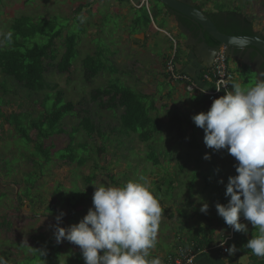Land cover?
Here are the masks:
<instances>
[{"label": "rangeland", "instance_id": "374dc122", "mask_svg": "<svg viewBox=\"0 0 264 264\" xmlns=\"http://www.w3.org/2000/svg\"><path fill=\"white\" fill-rule=\"evenodd\" d=\"M199 2L203 6L212 4L210 6L217 12H245V15L254 18L252 20L254 28L264 36V0H199ZM150 5L149 10H146L152 21L158 26L163 25L179 42L180 35H177L169 27L166 19L161 16V6L153 0H150ZM73 7L77 6H69L67 0L65 3L60 0H55L54 3L51 0H0V48L9 45V42L3 39L9 37V34L11 37L15 22L25 18L37 26L44 27L49 24L55 30L64 29L62 36L66 32L70 35L78 34L79 52L73 64L90 55L91 50L88 48L92 45V48L99 52L98 55L102 54L100 58L103 62L105 61L106 68L95 79L85 78L82 62L70 68L65 74H60L54 65L48 68L45 74L48 84L56 86V90L64 91L66 100L74 103L75 112L78 113L70 114L63 119L61 124L64 134L44 139V146L50 148L52 155L50 160L42 156L34 159L30 157L34 151V142L27 143L25 139L20 138L15 127L9 126L5 119L0 118V259L5 264H78L75 260L85 264L79 246L67 240L56 243L54 231L57 215L62 211L66 213L61 226L68 227L79 223L93 206L94 184L119 186L141 177L150 183L151 189L164 209L156 246L150 250L151 257L164 259L166 256L167 258L177 252L178 249L175 246L181 244L177 241L178 237L182 236V240L186 243L185 239L195 231V228L208 224L205 217L210 218L215 214L217 204L213 200L215 186H220L222 184L220 181H224L226 175H235L236 168L233 162L235 158L226 149L216 151L208 148L204 143V130L197 127L192 119L193 115L210 109L206 97L196 96L193 92L185 90L181 97L187 98L191 106L184 107L185 110L182 112V101L171 99L173 103L167 102L170 96L166 98L163 94L165 89L163 85L150 86L144 83L134 85L137 82L132 81L138 79L139 72L133 68V64L127 63V68L118 64L121 52H124L120 45L122 35L120 30L124 28L125 22L117 12L110 11L108 5H102L101 23L97 36V33L92 35L89 30L82 32L79 20L68 21V13ZM144 11V8L131 9L130 13L141 16ZM90 12L91 9L88 13ZM90 26L95 27V23L90 22ZM46 41V37L38 34L30 38L26 45H41ZM156 41L163 42L161 37ZM164 42L169 50L170 48L174 50L173 42L167 39ZM63 46V38H57L55 47ZM229 67L236 77L231 83L237 82L247 86L243 82L244 74L237 70L236 62L229 59ZM1 72L0 70V109L4 110L6 117L10 114L25 113L19 114V121L21 119L24 124L28 115L35 117L43 111L44 93L51 92L50 90L46 89L45 92L39 93L30 92L15 79ZM248 75L250 76L248 85H251L255 81L254 75L252 72ZM144 77L143 80L147 82V78ZM116 83L130 86L134 91H139L141 88L154 95L152 100L156 102V110L153 115L158 122L160 121L162 129L149 143L141 142L138 136L132 133L130 135L111 133L112 129L120 126L119 118L123 112L122 109L117 107L111 110L91 99L93 89L105 88ZM231 83L229 90L232 89ZM169 90L173 96L172 87ZM103 101L106 102L107 98ZM49 104L52 106V102ZM165 105L168 106L166 109ZM169 110H174L173 113L178 115L182 125L176 123L169 125L166 120ZM86 113L103 135H95L89 139L85 132L80 130L74 135V144L77 147L79 144H87L86 150L76 151L85 159V162L80 165L78 161L61 160L60 156L65 153L63 149L70 142L72 129L77 127L80 117ZM11 121L14 123L16 120ZM29 135L32 141H37L36 130H31ZM193 140L196 141L195 148L190 144ZM150 146L159 155V166H153L146 160ZM160 152L163 153L160 154ZM164 153L170 156V160L165 157L166 154L163 156ZM206 153L209 154V159L204 158ZM196 171L200 175L191 185L190 182ZM210 174L209 186L206 187L204 178ZM87 178L91 180L87 181ZM167 180L173 181L171 196L167 192ZM204 202L209 204L207 213L200 211ZM74 207L75 213L72 214L70 211ZM240 219L244 217L241 216ZM215 223H217L216 220L212 222V225ZM247 226L248 239H251L253 235L258 234V230H255L250 222H247ZM226 233V231L223 232V234ZM40 234L45 235L46 238L53 236L52 241L46 245L36 243L35 240ZM220 234V230L215 232V235ZM46 246L52 248L49 250L52 256L45 258L42 251L46 253ZM243 256L245 257L244 254H240L241 262L245 261ZM160 261L161 264H165L162 260Z\"/></svg>", "mask_w": 264, "mask_h": 264}, {"label": "clouds", "instance_id": "9594fccd", "mask_svg": "<svg viewBox=\"0 0 264 264\" xmlns=\"http://www.w3.org/2000/svg\"><path fill=\"white\" fill-rule=\"evenodd\" d=\"M228 84L221 80L215 87L220 91ZM231 85L226 95L214 99L209 110L192 119L204 130L208 148L226 149L237 162V174L228 178L226 186L230 200L226 205L216 204L218 215L233 231L248 232L241 216L258 229L244 247L264 259V79L247 86ZM204 158L209 159V154ZM94 185L93 206L79 223L61 226L66 213L57 215L56 243L67 240L79 246L85 264H161L158 257H151L150 250L156 246L164 209L147 179L119 186ZM208 209L204 202L200 211L207 213ZM218 240L223 247L226 240ZM226 251L234 255L236 245ZM0 264L5 262L0 259Z\"/></svg>", "mask_w": 264, "mask_h": 264}, {"label": "trees", "instance_id": "16d2710c", "mask_svg": "<svg viewBox=\"0 0 264 264\" xmlns=\"http://www.w3.org/2000/svg\"><path fill=\"white\" fill-rule=\"evenodd\" d=\"M121 3L127 0H117ZM142 9V8H141ZM144 13L136 19V23L140 26H147L151 24V17L149 12L144 8ZM81 11V9H78ZM231 14V27L226 29L221 26L217 21L215 24L217 28L228 35H236V36H251L256 34L253 22L248 20L243 21L235 17L237 12L229 11ZM212 15V14H210ZM51 22V21H47ZM28 19L21 18L15 22L12 27V35L11 37H4V41H8L9 45L7 47L0 48V70L1 73L7 77H12L18 83L22 84V86L30 92L39 93L45 92L46 89L51 92H45L42 106L43 111L39 112V114L35 117L32 115H28L26 117L27 120L24 121V126L19 114H10L8 117L5 116L4 110L0 109V118H3L7 121L9 126L15 127L18 132L20 138L25 139L27 143L34 142V151H32L30 157L33 159L37 156H42L47 160L51 158V152L49 147L44 146V139H47L51 136L64 134V129L62 128V121L65 117L70 114L77 115L75 112L74 103L69 100H66V96L64 91L56 90V86H50L47 82L46 72L50 66H55L57 71L60 74L68 73L70 68L75 66L76 64L82 62L83 69L85 71V78L87 79H95L97 76L102 73L106 68L104 66V62L101 60L102 54L98 55V51L90 52V55L86 56L83 59H80L78 62L73 64V61L76 58L77 52H79V48H77L78 42L80 38H78V34H69L65 33L62 36L64 29L55 30L53 27H50L49 24L47 26H37L35 24H31V28L29 29ZM50 28V29H48ZM38 34L47 38V41L41 45L35 44L34 46H27L26 42L30 38L36 37ZM57 38H63L64 43V51L61 52L63 47L56 48L55 40ZM264 39V36H263ZM231 70V69H230ZM244 84L248 85L250 83V76L248 75L251 72L248 68L244 69ZM68 81V80H67ZM69 82V81H68ZM208 86V82H205ZM210 88H214L213 83H209ZM52 89V90H51ZM226 95L223 92L218 95L220 96ZM202 97H206L203 93ZM107 98V101L104 102L103 99ZM152 96L146 95L139 91H134L130 86H125L121 84H111L105 88L93 89L91 93V99L95 102H98L102 107H107L111 110L119 107L122 109V114L119 118L120 126L116 129H112L111 133H117L118 135L126 134L130 135L135 134L138 136V139L143 143H149L152 141L156 134H159L161 131L160 121L154 118L153 112L156 110V102L152 100ZM53 99V101H52ZM206 101L211 107L212 103H210L206 97ZM50 102H52V106H50ZM12 119L16 121L12 123ZM172 123H176L177 125H182L181 119L178 115L172 119ZM37 131V141H32L30 138V131ZM84 131L87 138L92 139L95 135H103L94 125L91 117L87 115H83L80 117V122L77 127L72 129V133L70 134V142L63 149L65 153L61 155L60 159L65 160L68 159L72 162L78 161V164L82 165L85 162L79 154H77L78 149H87V144H79L78 147L74 144V135L79 131ZM180 132V131H179ZM105 135V134H104ZM72 136V138H71ZM195 140L191 141V146L194 147ZM195 148V147H194ZM198 149V148H196ZM163 152H160L162 154ZM166 153L163 154V156ZM159 155L157 152L150 146V150L147 152L146 160L152 163L153 166H159ZM170 160V156L168 154L165 155ZM234 165H236V160L233 161ZM199 163V162H198ZM235 175L236 170H235ZM200 175L198 171L194 175V178L191 180V185L194 183V179ZM202 176V175H201ZM230 175H226L223 183L219 186H215L216 192L213 196V200L216 203L227 204L230 200L229 196L225 195L226 186L228 183V178ZM210 176H205L206 187L209 186ZM90 178H87V181H90ZM168 181V180H167ZM172 182L168 181L167 192H172ZM159 189V188H158ZM50 208V207H49ZM48 208V209H49ZM50 210V209H49ZM72 214L75 213V207L70 211ZM215 218V219H214ZM208 221V224L205 226H198L195 228V231L191 233L188 238L185 239L186 243L182 240V236L178 237L177 240L182 245H189L185 247H192L194 250H203L211 247L215 242L217 243V237L215 232L217 230L221 231L219 235L220 239L225 238L227 235H232V239L228 242L227 247L236 245L238 254L247 253L248 249L244 247L247 241L249 240L245 232H236L233 231L230 226H228L224 219L218 215L217 209L215 214L208 218L205 217ZM216 220L217 223L212 225V222ZM248 221H242V223L247 224ZM182 228V227H181ZM258 230V229H255ZM226 231V234L223 232ZM232 231V232H231ZM53 237V236H52ZM46 238L45 235L40 234L37 236L36 243L40 245H46L50 243L51 238ZM50 241V242H49ZM243 244V245H242ZM52 249L50 246H46L45 258L52 256L49 250ZM52 251V250H51ZM79 254V253H78ZM82 255V252H80ZM156 258V256H152ZM83 260V259H82ZM165 264H168L167 259H160ZM78 264H84V262L80 260H75ZM16 264V263H14Z\"/></svg>", "mask_w": 264, "mask_h": 264}, {"label": "crops", "instance_id": "0c3cea01", "mask_svg": "<svg viewBox=\"0 0 264 264\" xmlns=\"http://www.w3.org/2000/svg\"><path fill=\"white\" fill-rule=\"evenodd\" d=\"M51 1L53 3L55 2V0H51ZM60 1L65 3V0L64 1L60 0ZM192 1L195 5L200 6L205 12H208L209 14L219 13L217 12V10H215V8L211 7L212 4L203 6L199 2V0H192ZM67 2L69 6L70 5L77 6L70 9V13H68L69 15L68 21L70 22L72 20L75 21L79 20L80 25L82 27V32H85L84 30H86V32L87 30H89L90 33H92V35L93 33H97L96 35L98 36L99 25L101 23L100 10L102 5H108L110 7V11L117 12L124 19L125 22L124 28H122L123 30L122 29L120 30L122 33L120 45L124 49V52L123 51L121 52V55L118 59V64L124 68H127L126 66L127 63L133 64L132 65L133 68L139 72L137 76L138 79L132 81V82L135 81L137 82L134 85H142L143 83L145 85H150V86L163 85L165 87L163 94L166 95V98L170 96L167 102H171L170 101L171 99L173 101H182L181 102L183 105L182 112H184L185 110L184 107L188 108L191 106L187 98L181 97L186 92L185 90L188 91L187 88L188 83L182 80H179L177 82L170 80L169 74L166 71V64L170 59L173 58L176 72L181 73L183 75H187L192 80L193 84L198 86V88L200 89L190 92H193L196 96H201L200 94L201 89L210 88L209 87L210 82L205 79V75L210 72L216 54L221 49H225V48L221 47L220 50L218 51V49L212 47L207 42L208 36L207 37L205 36V44H207L206 46L204 42L200 39V30L197 27H194L189 20L181 17L178 18L176 15H168L165 9L161 6L162 8L161 16H163V18L166 19L169 27L173 29L177 33V35H180V39L178 42L176 39H174L172 35H170V33L163 27V25L158 26L154 21H151V24L145 27L138 25L136 23L137 21L136 19H138L139 16L132 15L130 13L131 9H136V8H133L129 4L128 0L123 3L117 0H67ZM78 9H81V11H79ZM89 9H91L90 13H88ZM221 12H228V11H221ZM237 13H242L241 16L250 22H252V20L254 19L251 16L245 15V12L239 11ZM90 14H92V16H90ZM90 22H94L95 27L91 28ZM181 25H183L185 29H183ZM91 30L94 31L91 32ZM255 32L257 34H260L257 32L256 29ZM89 35L91 38V34ZM160 37L163 42L158 43V41L156 40H160ZM165 39L174 43L173 51L171 50V48L170 50L168 49L167 44L164 42ZM88 49H90L92 52H95V49L92 48V45ZM157 52L159 53L157 54ZM229 59L232 60L233 62H236L238 71H240L241 73L245 71L244 70L245 67H243L244 65H240L239 55H237L236 59H231V58ZM229 59H228V64H229ZM209 62L211 63V65L209 67L205 66L209 64ZM257 63L255 64V67L249 65L250 69L251 67L254 68L255 70H257L259 75L262 76V73L260 71L262 64L261 63L257 64ZM253 75L256 77V74L253 73ZM143 77L147 78V82L143 80ZM263 79H264V75H263ZM205 82H208V86L207 84H205ZM243 82H244V78H243ZM170 87H172L174 94L173 96L171 95V91L169 90ZM139 92L144 93L146 95L154 96L151 95L152 93L148 91L141 90V88L139 89ZM167 107L168 106L165 105V109ZM208 108H210L209 105ZM173 111L174 110H169L168 114L166 115L167 116L166 120H168L170 126L172 125L173 122L172 119H174L177 116L176 114L173 113ZM242 221H245V219H242L241 222ZM216 237L217 240L220 239L218 235H216ZM247 237H249V235H247ZM173 244L175 245V241L173 242ZM177 245L175 246L177 247V249H179V247L189 246L182 244H177ZM228 254L229 253H223L222 250L199 252L196 255L195 261L198 264H264V259L254 256L251 253V250L249 249L247 253L244 254L245 257L243 256L245 258L244 262L240 261L239 259L240 254L235 253L234 256H230ZM160 255L162 254L160 253ZM165 258L166 256L164 257V259Z\"/></svg>", "mask_w": 264, "mask_h": 264}, {"label": "water", "instance_id": "95a60500", "mask_svg": "<svg viewBox=\"0 0 264 264\" xmlns=\"http://www.w3.org/2000/svg\"><path fill=\"white\" fill-rule=\"evenodd\" d=\"M162 6L168 15H176L178 18L189 20L194 27L200 30V39L205 44V34L214 39L218 44V48H225L227 56L231 59H236L235 53L242 54L249 50V53H256L257 64L264 65V39L261 34L251 36H236L222 33L211 20L210 16L196 7L192 0H153ZM183 29L185 27L181 25ZM207 46V44H205ZM211 63L205 65L209 67ZM251 70L256 74V79H263L257 70L251 67ZM255 79V80H256Z\"/></svg>", "mask_w": 264, "mask_h": 264}, {"label": "built area", "instance_id": "2783aa9c", "mask_svg": "<svg viewBox=\"0 0 264 264\" xmlns=\"http://www.w3.org/2000/svg\"><path fill=\"white\" fill-rule=\"evenodd\" d=\"M129 4L136 9L146 8L149 10L150 8V0H128ZM228 56L225 52V49H221L215 56L212 64V68L210 72L205 75V79L209 82L213 83L214 88H205L200 91V94H204L210 103H213L214 99L218 98L220 93L226 94V92L230 88L231 81L234 80L235 75L229 68L228 64ZM166 71L169 74L170 80L177 82L179 80L187 82L188 91L198 90V86L194 85L192 80L187 76L181 73H177L175 70V64L173 58L170 59L166 64ZM221 80L227 81L229 84L226 86L225 89H221L217 91L216 84ZM200 90V89H199ZM232 232V231H231ZM226 243L222 247L220 242L213 244L211 247L203 249V250H193L192 247H179L177 252L174 255H169L167 257L168 264H198L195 261L196 255L199 252H207L211 250H222L223 253H228L226 251L228 242L232 239V235H227L225 238Z\"/></svg>", "mask_w": 264, "mask_h": 264}, {"label": "flooded vegetation", "instance_id": "af4514ba", "mask_svg": "<svg viewBox=\"0 0 264 264\" xmlns=\"http://www.w3.org/2000/svg\"><path fill=\"white\" fill-rule=\"evenodd\" d=\"M196 7H198L202 11H204L200 6L196 5ZM205 13H207L210 16L211 20L214 23H215V21H217L221 26L225 27L226 29H228V27H231V24H232L231 17L232 16L228 12H219V13L212 14V15H210L208 12H205ZM236 14L237 15L235 17H237L238 19H241L244 23L246 19H244L241 16L242 13H236ZM205 36L207 37L208 35L206 34ZM207 42L212 47H214L215 49H218V51L220 50V48H218L219 44L214 39H212L210 36L207 37ZM237 55L240 56V65H244L243 67L248 68L250 71H251V69H250L249 65L255 67V64L257 63L256 53H249V50H247V51H244L242 54H240L239 52L235 53V56H237ZM260 71L262 74L264 73V65L263 64L261 65ZM252 73H254V72H252ZM255 79H256V77L254 76V80Z\"/></svg>", "mask_w": 264, "mask_h": 264}]
</instances>
